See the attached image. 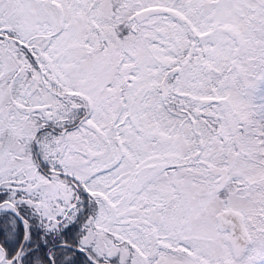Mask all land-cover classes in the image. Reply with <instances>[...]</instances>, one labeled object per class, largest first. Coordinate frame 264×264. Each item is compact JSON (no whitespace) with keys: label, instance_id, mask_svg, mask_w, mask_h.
Here are the masks:
<instances>
[{"label":"snow or ice","instance_id":"6c2138e0","mask_svg":"<svg viewBox=\"0 0 264 264\" xmlns=\"http://www.w3.org/2000/svg\"><path fill=\"white\" fill-rule=\"evenodd\" d=\"M0 264H264V0H0Z\"/></svg>","mask_w":264,"mask_h":264}]
</instances>
